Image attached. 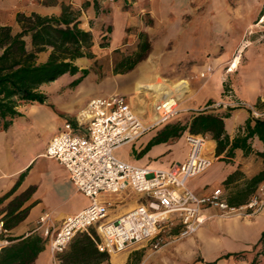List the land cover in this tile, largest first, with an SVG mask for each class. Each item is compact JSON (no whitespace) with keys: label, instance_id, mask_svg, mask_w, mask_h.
I'll return each instance as SVG.
<instances>
[{"label":"crops","instance_id":"1","mask_svg":"<svg viewBox=\"0 0 264 264\" xmlns=\"http://www.w3.org/2000/svg\"><path fill=\"white\" fill-rule=\"evenodd\" d=\"M56 1L22 0L21 5H17L19 7L15 6V3L11 1L8 4L0 5V25L15 27L17 33V31H20V26L16 21V14L19 12L17 11L18 8L24 15L36 13L41 16H59L62 11V5L65 4L69 6L68 8L73 13L76 21L79 22V28L91 33V46L88 51L94 55L96 54V48L99 47L115 51L129 46L131 44L129 41H122L124 36H129L126 32L128 24L141 21L144 14H150L151 10H153L144 0H127L128 4H131L129 10H122L121 5L117 1ZM14 7L17 8L16 12L9 13ZM258 10L260 11L261 7L257 8V12ZM257 12L242 19H237V22H233L232 25L229 22L224 31L227 34L231 33V38L229 37L230 39L227 40L226 47L222 51L218 50V44L214 40H207L205 44L202 40L201 45L197 46L200 48V54H195L194 57L198 60L192 68L196 71L200 70L199 73L212 66L216 70L212 77L205 82L193 85L185 79H179L175 82H184L185 84L183 93H179L177 97L178 101H180L178 102L179 109L190 112L187 121L199 109L221 100L225 91L230 89L233 90L237 99L247 101L260 109L264 108V34L259 33V30L262 29L253 31L257 26L264 27V25H261L263 23H259L261 17L264 16V10L258 15ZM6 13L7 15H5ZM106 24L110 26V28L108 27L110 29L108 33L109 39L106 40L105 46H99L98 39L103 36L101 28L106 26ZM25 41L29 47V36H25ZM209 49L212 50V53L207 54L206 51ZM240 49L242 52L240 57H237L238 61H236V58L232 68L225 71L226 68L222 64L233 57L234 53ZM49 51L50 49L38 53L37 62H44ZM201 51L206 53L201 55ZM91 59L83 56L77 58L74 63L80 69L86 68L89 70ZM79 75L80 72L74 75L66 73L55 81L47 83L50 84L49 86L42 84L39 89L47 95L46 101L42 104L31 102L34 104L26 112L22 111L21 103L17 106V110L21 115L15 117L7 129H0V212L4 219L5 238L38 234L44 241L43 249L36 255L31 264H55L49 253L47 242L35 231V226L38 217L46 212L51 213L52 209L57 207V204H54L51 210H45V207L51 205L52 201L47 190L44 189L41 178H39L35 162L38 158H46L53 161L64 180L71 185L72 193H78L71 184L67 171L55 160L45 157L43 155L44 150L52 137L63 128L65 122H69L73 128L87 122L89 119L88 107L78 111V106L82 107L87 101L89 103V100L95 96L104 97L115 92L114 88H106L105 85H102L103 87L100 88L95 96H88L86 101H82L83 97L81 96L74 98L71 105L66 104L63 96L64 94L69 96L71 88H65L67 85L63 84L70 83ZM92 78L89 70L87 76L73 87L75 92L82 91L87 86V82L90 83L92 81ZM163 80L167 83L165 79ZM159 86L158 81L151 82L147 79L142 82L136 80L134 91L137 94L141 88L145 87L152 91L154 97L159 95L160 98ZM49 87H58V97L55 101L49 99L50 95L45 92L46 88ZM135 96L133 95L132 97ZM129 102L132 106L130 99ZM49 103L51 106L48 105ZM36 110L38 111L34 113ZM134 110L145 122L153 120V108L148 113L142 108H135ZM214 111L223 117L229 141L226 142L225 148L220 153H217V142L212 139L211 135L209 133L198 134L205 137L206 147L202 148V152L211 161V164L203 172L188 179L187 185L199 195L221 188L225 192L230 205L241 206L246 204L257 192L259 186L264 183V140L257 135L250 136L245 147L231 150V144L234 139L242 138L247 134V122L252 118L250 112L246 108L227 109L224 107ZM58 114L61 115V118L64 114L73 115L74 121L64 120L65 122L62 124L60 122L59 126L56 120ZM36 116L40 118H36L37 121L35 123L49 122L53 126L52 129L54 127L57 128L48 137L42 150L24 159L20 157L19 161L15 162L14 158L18 159V153H16L14 148L22 140V121H27L28 117L34 118ZM23 129L27 132L29 126L26 124ZM184 133L178 140L170 138L165 142L158 143H152L155 135L144 134L136 141L121 146L120 148L128 146L129 154H126L124 158L118 157L121 160L141 166L167 168L172 163L184 161L187 156L189 146L183 140V137L189 133L187 131H184ZM43 176L45 175L43 174ZM86 205H81L75 210L59 214L55 217L56 225H59L63 218L77 213ZM205 213L211 215L210 219L193 236L180 240L178 244L181 262L183 264H250L255 257V252L262 244L264 208L261 212L251 217H243L238 214L223 216L214 208L207 209ZM82 234L85 233H79L75 237ZM10 243L9 241L7 245ZM141 249H132L114 255L107 254L108 259L105 262L125 264L132 252ZM120 256L122 258H119ZM261 258V264H264V255ZM58 264H61V262Z\"/></svg>","mask_w":264,"mask_h":264},{"label":"built area","instance_id":"2","mask_svg":"<svg viewBox=\"0 0 264 264\" xmlns=\"http://www.w3.org/2000/svg\"><path fill=\"white\" fill-rule=\"evenodd\" d=\"M259 23H264V16ZM241 52V49L237 51L227 70L232 68ZM212 69L207 67L199 76L206 77ZM176 101L172 94L156 102L153 120L145 122L124 94L93 98L88 103L86 123L73 128L65 122L49 141L43 155L61 165L75 191L89 201L77 213L63 218L59 225L49 212L38 217L35 231L47 240L55 264L60 263L59 255L79 233L89 235L98 252L108 255L146 247L155 251L193 236L210 219L211 215L205 213L207 209H217L223 216L238 214L243 217L254 216L263 210L264 183L241 206L230 205L221 188L199 195L188 187V179L211 164L202 152L204 136L187 134L185 139L189 149L185 160L167 168L137 165L116 155L121 146L136 141L175 114ZM222 107L246 108L252 119H264V108L237 99L231 89L225 91L221 100L199 110ZM125 192L139 195L141 201L123 212L115 213L111 200L101 198L105 194ZM8 243L0 212V252Z\"/></svg>","mask_w":264,"mask_h":264},{"label":"rangeland","instance_id":"3","mask_svg":"<svg viewBox=\"0 0 264 264\" xmlns=\"http://www.w3.org/2000/svg\"><path fill=\"white\" fill-rule=\"evenodd\" d=\"M10 1L15 3V6L21 5L22 2V0H0V5L8 4ZM51 1L54 2L55 0ZM115 1L121 5L122 10H129L131 4H128L127 0H114V2ZM144 1L148 3L149 7L153 10H151L150 14H144L141 21L135 23L131 22L126 27V32L129 36H124L122 41H129L131 44L115 51H110L101 47L96 48V54L92 55L91 65L89 66L91 76L93 77L92 81H90V83L87 82V86L82 91L77 92H75L74 88L71 87L69 83L63 84L67 85L65 88H71L68 94L69 96H67V94L63 96V100L66 104L71 105L74 98H79L81 96L83 97L82 101H86L88 96H95L100 88L103 87L102 85H105L106 88H114V93L126 95L132 102V107L134 109L142 108L148 113V111L150 112L152 110L153 105L161 99H159V95H155L154 97L152 91L145 87L141 88L139 93L135 94L134 83L136 80L144 82L149 79L151 82L158 81L159 83H165L163 80L165 79L167 83H175L179 79H185L192 85L209 80L212 74L215 73L216 69L214 66H212V73L204 78L199 76L200 70L196 71L192 68L198 60L194 57L195 54H200V48L197 46L201 45L202 40L204 44L207 40H214V42L218 44V50L222 51L226 47L227 40L231 38V33L227 34L224 31L227 25H229V22H231L232 25L233 22H237V19H242L243 17L257 12V8L259 7H261V10H258L257 15L259 13L261 14L264 10V0ZM56 2H58V0ZM62 6L69 7L65 4ZM16 10L17 8L14 7L9 13L12 14L16 12ZM17 11L22 14L19 8ZM5 15H7V13ZM261 25H264V23ZM108 27L110 28V26L106 24V26L101 28L103 36L98 39L99 46L105 44L106 40L109 39L108 33L110 29H108ZM10 28L12 33H16L15 27L10 26ZM258 29H262L259 30V33L264 34V27L257 26L253 31H258ZM215 30H217V32H215ZM143 45H145V47ZM210 45H212V43H210ZM237 51L234 53L233 57L222 64L224 68H226L225 71L227 70L228 64H230L235 57ZM206 52L210 54L212 50L209 49ZM206 52L201 51V55H204ZM128 59L131 62L135 61L134 66L129 70L126 69L129 62H123ZM175 84L179 86L185 85L184 82ZM47 85L49 86L50 84ZM45 92L50 95L49 99L54 101L58 97V87L46 88ZM133 95L136 96L132 97ZM173 95L176 96V94ZM97 97L100 96H95L93 98ZM32 104L34 103H22V111L26 112ZM35 105H37V103H35ZM48 105L51 106L50 103ZM87 107L88 101L82 105V107L78 106L77 108L78 111H81ZM37 111L38 110L34 113ZM189 114V111L176 108L175 114L165 122L154 126L145 134L157 135L167 124H184ZM73 117V115L68 116L64 114L61 118V115L58 114L56 119L58 122L57 124L60 126V122L62 124L65 122L64 120L72 122L74 121ZM36 118L40 117H28L27 121H22V140L20 144L14 148L16 153H18V159L14 158L15 162H18L20 157L24 159L42 150L48 137L55 132L57 128L54 127L52 129L53 126L49 122L42 121L43 123H40L38 121L39 123H35V121H37ZM26 124L29 126L27 132L23 129ZM184 134L183 132L179 137L173 138L172 140H178V138ZM183 140L186 141L185 137H183ZM204 147H206V144ZM115 153L117 156L124 158L126 154H129L128 146L120 148ZM35 166L38 169L39 178L42 180L41 182L44 185V189L47 190L52 201V204L47 205L45 210H51L54 204H57V207L51 211L54 221H56L55 217L59 214H64L67 211L75 210L78 206L88 204V199L82 194L72 193L71 185L64 180L53 161L46 158H38L35 162ZM43 174L45 176H43ZM101 198L111 200L115 213L123 212V210L141 201L139 195L132 192H125L119 195L105 194L102 195ZM92 232L94 231L92 230ZM45 242H47L46 239ZM179 243L180 241L174 242L155 251L147 247L142 248L141 250L132 252L131 255L128 256L125 264H183L179 255ZM259 250L260 248L257 249V251ZM261 257L262 256L258 257L259 264H261ZM119 258H122V256Z\"/></svg>","mask_w":264,"mask_h":264},{"label":"trees","instance_id":"4","mask_svg":"<svg viewBox=\"0 0 264 264\" xmlns=\"http://www.w3.org/2000/svg\"><path fill=\"white\" fill-rule=\"evenodd\" d=\"M16 21L20 25L17 33H12L8 25H0V129H7L12 120L21 115L17 110L21 103L42 104L46 101L47 95L39 89L42 84L53 82L66 73L74 75L80 72L69 83L71 87L78 85L89 70L80 69L74 63L75 60L83 56L92 58L88 51L92 35L79 28V22L68 7H62L59 16L17 13ZM25 36H29V47ZM48 49L47 59L37 62V54ZM123 62H129L126 67L128 70L135 64V61L129 59ZM214 110L217 109L198 110L184 124L165 125L152 143L177 138L184 131L191 135L209 133L217 142V153H220L229 137L223 117ZM246 129L248 132L244 137L234 139L231 150L245 147L250 136L257 135L264 140V119L250 118ZM91 234L96 240L95 233L91 231ZM8 241L11 243L0 252V264H31L43 249V239L38 234L9 237ZM261 243L260 250L250 264H259L258 257L264 255V232ZM107 259L108 255L98 252L94 240L87 234L75 237L68 249L60 255L61 264H110L105 262Z\"/></svg>","mask_w":264,"mask_h":264},{"label":"bare ground","instance_id":"5","mask_svg":"<svg viewBox=\"0 0 264 264\" xmlns=\"http://www.w3.org/2000/svg\"><path fill=\"white\" fill-rule=\"evenodd\" d=\"M236 61H238V58H237ZM159 85H160L159 86L160 87L159 92L161 94L159 99L162 100L165 97H168V96H170L172 94H176V99H177V101H176V108H179L177 95L179 93H181L182 91H184L185 87L184 86H179V85H176V84L164 83V82L159 83ZM204 145H205V143L203 142L202 143V148L204 147Z\"/></svg>","mask_w":264,"mask_h":264}]
</instances>
